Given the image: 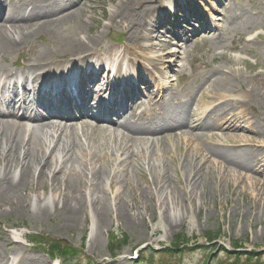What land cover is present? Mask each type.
<instances>
[{
	"label": "bare ground",
	"instance_id": "6f19581e",
	"mask_svg": "<svg viewBox=\"0 0 264 264\" xmlns=\"http://www.w3.org/2000/svg\"><path fill=\"white\" fill-rule=\"evenodd\" d=\"M111 2L109 5L111 8L109 19L106 24H101L95 16L90 17L88 20L85 15L87 13L94 14V10L91 8L86 9L77 0H30L32 8L29 11L24 4L10 5L7 13L11 14L10 18L6 23V27L0 28V53L11 51L15 53V49L22 46L23 48L19 49L22 50L21 55H25L27 52L32 53L30 58L32 61L29 66L35 73L43 66L52 65L60 56L69 55L84 58L81 60L83 62L88 59L92 60L94 57L95 63H104V59L102 60L94 55L104 43L110 30L125 34L134 48L142 49V40L139 38L144 36V32L148 29V25L142 21L143 12L148 8V3L146 0H111ZM66 7H70L69 12L62 13ZM24 12H26V16L20 18L19 14ZM3 18L2 15L0 17L1 21H3ZM35 22H40V24H37V28L28 29L29 24ZM26 31L32 32L25 35ZM43 34L49 37L46 48H42L37 52L35 49H30V41L38 39ZM31 36H33L32 39H29ZM35 46L33 45V47ZM130 49L131 46L127 45L123 53L118 50L119 66L126 61ZM160 49L162 50L163 47H160ZM130 55L134 57L132 53ZM169 55L173 56L172 53ZM147 60L154 63L157 59L147 58ZM129 67L135 69L134 65H129ZM162 67L155 64V70L159 73L162 71ZM242 75L243 73L239 69L231 70L228 73L220 72V75L213 80V91L210 89L204 90L199 101L203 107L211 104L212 109L210 111H202V109L189 111L180 124H175L170 128L164 130L139 128L138 125L129 123L128 119H124L119 126V129L125 130L123 139L129 144L133 143V145L148 144L149 142L159 145L163 141L179 137L180 141L187 146V151H191L199 160V165L206 161L208 157H211L222 165H228L229 169L235 170L239 174L245 170H256L258 175L254 176V185L258 189H264L263 153L251 149L245 153V159L230 158L218 148L208 144V140H214L216 137L213 132L221 131L224 133L225 138L231 139L237 146L245 144L252 148L258 146L264 148V130L260 132L253 118L249 116L246 110H243L251 106L254 98L262 95L255 89H241ZM152 77L157 79L155 74ZM239 90L241 95L236 94ZM103 91L104 89L101 88V92ZM158 94H149L147 98L148 101L162 107L165 100ZM12 103L10 102L8 107L13 108ZM139 104L143 105V103H136L135 105ZM35 107L36 104H31L29 111L34 112ZM117 107H119V103H113L110 111H104L102 114L105 118H108L109 114L113 113ZM65 108H61L63 112L48 114L47 116L65 121L72 117L73 109L84 113L87 111L88 106L85 102H77L72 107ZM96 109H93V111ZM14 119L21 120L18 117L4 120L3 114L0 112V163L3 166L0 168V197L14 195L25 199L26 195L21 194V192L25 191V188L30 184L42 183L45 186L49 182V185L52 184L57 187V182H59L61 190L64 187V191L62 190L60 193H64L67 202H74V200L76 202L92 201L96 204L102 218L107 213L109 214L102 192L98 193L101 185L105 188L104 180L107 178L101 169L94 173L93 177L97 181L94 185L92 184L90 169L86 163L83 171L75 167L70 170V177L72 178L69 181H66V178L62 181L58 178V172L62 176L69 174V161H73V155L77 156L79 161L82 160L80 153L85 148L81 145L77 126L65 124L62 127H57L58 122L42 124L41 122L46 121L45 117L32 115L29 121L35 125L31 129L29 124L18 123ZM149 120L156 122L158 117L151 116ZM82 137L91 139L84 132ZM225 138L222 140H225ZM55 140H57V144L53 145ZM5 145L7 150L4 149ZM122 150L123 152L128 151L126 148ZM101 159H107V156H102ZM179 160L182 161V158ZM188 160L189 158L184 159L186 165L184 171L189 175L188 179L193 177L192 173L194 171L196 174L193 179H196L202 168L194 166L192 162L187 164ZM38 167H40V170H38ZM46 173H48L47 177ZM212 174H214V171H212ZM86 176L91 181L92 194L82 197L78 194L76 185L80 186ZM202 183L195 182L192 184V196L188 200H196L197 185H202ZM171 187L174 190V186ZM56 190L59 192L57 188ZM159 196L162 200L160 194ZM181 202L180 196L172 191L167 196V202L162 203L165 210L164 220L166 224L169 220L167 214L176 224L186 218L187 213L183 209L180 210L179 207ZM120 213L124 222L127 224L132 222L133 219L127 212L120 209ZM0 263L5 262L1 261Z\"/></svg>",
	"mask_w": 264,
	"mask_h": 264
},
{
	"label": "rangeland",
	"instance_id": "374dc122",
	"mask_svg": "<svg viewBox=\"0 0 264 264\" xmlns=\"http://www.w3.org/2000/svg\"><path fill=\"white\" fill-rule=\"evenodd\" d=\"M147 1L153 3V0ZM93 4L97 8L96 17L99 21L101 19V22L105 23L103 21L109 19V12L111 10L108 0H95ZM213 7L219 13L215 15L217 16L216 18H219L217 23L225 29L220 35L216 32L211 35L212 40L209 41L211 46L215 44L217 35H219V39L215 48L228 47L236 43L248 31L257 30L261 32L252 36L253 39L255 38V43L248 46L257 56L253 57L242 51L241 53L247 55V58L251 60V65H255L257 60L259 61L258 68L253 69L250 67L253 69L251 74H249V70L245 69V71L247 75L249 74L247 82L255 87V89L260 88L262 90L264 88V29L258 27L264 26V0H230L229 3H224V5L215 3ZM103 12L105 18L102 17ZM164 31L161 30V32ZM239 45L243 46L241 41H239ZM219 50L223 51L225 49H217V51ZM201 52H203V49ZM211 59L212 57L209 60ZM224 64V62L215 63V67ZM203 82V79L200 77L196 84L200 86ZM247 111L252 116H262L264 114V99H255L251 107H247ZM260 131L262 132L263 130L260 129ZM92 133L94 135L93 144L96 145L98 150L101 149L102 144L109 145L108 141L114 140L102 134L100 136L96 133L94 134V131ZM222 144L221 142V145H216V147L230 158L245 159V153L251 150L248 148H244L245 150L232 148V140ZM118 145L125 146L127 143L119 144L118 141ZM113 146L116 147L115 144ZM263 151L264 149L259 153L264 154ZM144 170L143 165L141 170L134 167L126 184L124 181L119 184L114 180L111 187L112 190L107 189V195L104 196L113 201V198L110 199V193L112 192V196L119 192V200H117L119 208L127 212L133 219L130 224H127L121 217L122 229L118 235L120 236L121 233H125L128 240L133 242V244H130L128 248L123 250L122 254H130L128 252L130 248L144 242H155L168 246L171 242H175V237H179L180 235H182L184 243H188V240L193 241L195 243L193 246L199 249L191 260L187 261V257L184 258L185 264H202L206 258L209 264V259L212 260L219 257L225 261H228L231 257L234 259L240 257L244 260L246 252H253L252 254H248L249 258H254L257 257L256 254L264 253V189H258L254 185V176L258 175L256 170H245L239 174L235 170L229 169L228 165H222L213 158L209 159L203 165V170L197 177L199 182L203 183L202 185H197L193 218H186L184 221L176 224L171 220L169 214H167L169 218L167 224H165L164 219H160L158 227L154 225L156 211L155 213L153 211V204L157 201V197L155 201L148 199L152 196L151 191L156 190L158 196L159 194L161 195L163 203H166V191L163 190L167 188L160 185L158 175H148L143 172ZM171 171H173V174H171L173 175L172 186H174V191L182 200L179 203V207L186 213V195L181 188L177 172L173 169ZM212 171H214V174H212ZM107 182L109 184V181ZM139 182L143 183L140 187L141 193L144 190L147 194V196H143V202L140 207H138V199L135 197L140 192ZM132 184L135 186H132ZM85 185V190L80 189V191L82 190V194L89 189L88 183ZM36 187L29 186L25 191L21 192V194L26 195L25 199L19 196L15 197L14 195L0 197V253L5 257L16 255L12 253H17L18 256L22 255L23 264H47L48 258L42 254V251L32 250L29 245L19 246L14 244L11 239V231L4 228L3 225L8 224L12 227L27 226L28 228L25 229L27 237L30 233L45 235L68 241L78 247L82 244L83 237L87 235L89 225L94 222L91 209L89 205L87 206L86 202H76L75 200L74 202H67L63 200L64 202H60L55 207V210H51L47 206V202H38L37 196L43 193L49 196L50 188L53 187L46 185L43 189L38 183ZM167 191L169 190L167 189ZM102 195H104L103 192ZM137 209L143 213L141 216L144 218L145 224L142 223V219L137 221ZM163 212L165 216L164 209ZM104 216L105 221L101 222V225H103L101 227V237L96 236L93 239V236H91L90 244H88L90 247L86 246L84 250L86 253L88 252L91 258L97 260H100L99 255L107 256L109 251L106 246V235H108L106 231L109 230L110 233L112 231L111 221L113 214L110 215V218L108 213ZM154 231H156L155 235ZM207 238L211 241H218L213 242L208 248H205ZM184 239L187 241L185 242ZM221 245L230 251L241 250L243 253L233 252L227 256L220 250ZM234 247L241 248L234 249ZM215 249H217L215 253H212ZM241 262L242 260L238 263L241 264ZM258 262L261 263V259H258ZM12 263L13 261L9 264ZM262 263H264V258Z\"/></svg>",
	"mask_w": 264,
	"mask_h": 264
}]
</instances>
